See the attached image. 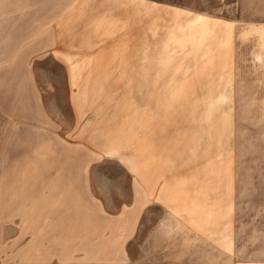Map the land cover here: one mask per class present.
<instances>
[{"label": "rangeland", "instance_id": "obj_1", "mask_svg": "<svg viewBox=\"0 0 264 264\" xmlns=\"http://www.w3.org/2000/svg\"><path fill=\"white\" fill-rule=\"evenodd\" d=\"M71 1L0 0V264H264V0H148L143 71L75 72Z\"/></svg>", "mask_w": 264, "mask_h": 264}, {"label": "crops", "instance_id": "obj_2", "mask_svg": "<svg viewBox=\"0 0 264 264\" xmlns=\"http://www.w3.org/2000/svg\"><path fill=\"white\" fill-rule=\"evenodd\" d=\"M68 4L59 19L52 22L49 48L56 61L67 64L64 71L92 70L79 66L99 59L106 64L117 62L125 66L103 70H144L139 67L144 65V54L139 53L137 44L140 39L139 24L144 23V19L140 21V14L144 13V9L147 13L150 8V23L153 24L154 1L72 0ZM25 9L26 6L20 4V13H25ZM98 41H105L102 48H99ZM116 41H121L119 47Z\"/></svg>", "mask_w": 264, "mask_h": 264}]
</instances>
